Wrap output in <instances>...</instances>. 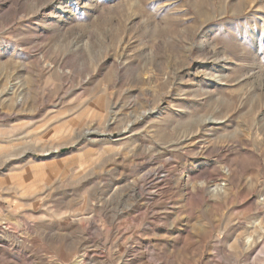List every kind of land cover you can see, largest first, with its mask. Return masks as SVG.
<instances>
[{
	"label": "rangeland",
	"instance_id": "rangeland-1",
	"mask_svg": "<svg viewBox=\"0 0 264 264\" xmlns=\"http://www.w3.org/2000/svg\"><path fill=\"white\" fill-rule=\"evenodd\" d=\"M264 0H0V264H263Z\"/></svg>",
	"mask_w": 264,
	"mask_h": 264
},
{
	"label": "built area",
	"instance_id": "built-area-1",
	"mask_svg": "<svg viewBox=\"0 0 264 264\" xmlns=\"http://www.w3.org/2000/svg\"><path fill=\"white\" fill-rule=\"evenodd\" d=\"M263 264H264V262H263Z\"/></svg>",
	"mask_w": 264,
	"mask_h": 264
}]
</instances>
